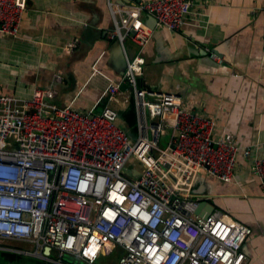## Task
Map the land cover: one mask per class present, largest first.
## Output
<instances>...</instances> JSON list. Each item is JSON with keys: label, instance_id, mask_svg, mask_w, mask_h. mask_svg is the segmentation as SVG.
<instances>
[{"label": "built area", "instance_id": "built-area-1", "mask_svg": "<svg viewBox=\"0 0 264 264\" xmlns=\"http://www.w3.org/2000/svg\"><path fill=\"white\" fill-rule=\"evenodd\" d=\"M26 3L0 0V34L18 35ZM107 6L108 36L121 44L126 66L101 112L50 103L51 88H34L29 97L0 94V252L48 264H69V254L97 264L120 247L118 264H245L250 226L216 208L201 217L195 210L206 199L193 195L201 172L233 181L235 137L227 130L216 136L215 118L187 109L179 94L150 91L138 81L155 29L179 31L193 1L107 0ZM143 15L154 16L155 28ZM209 57L223 63L213 52ZM124 83L137 113L133 138L111 106L120 102ZM251 162L264 180V155L256 152Z\"/></svg>", "mask_w": 264, "mask_h": 264}, {"label": "crops", "instance_id": "crops-1", "mask_svg": "<svg viewBox=\"0 0 264 264\" xmlns=\"http://www.w3.org/2000/svg\"><path fill=\"white\" fill-rule=\"evenodd\" d=\"M192 1L191 18L179 31L155 29L143 51L139 85L179 94L187 109L215 118L216 136L223 130L233 134L240 146L233 181L201 172L193 195L250 226L242 246L245 264H261L264 180L254 173L251 157L264 155V0ZM141 19L153 25L150 17ZM112 25L107 0H27L18 35L0 34V94L29 97L34 88H51L50 103L101 112L108 87L126 63L121 44L108 36ZM126 45L133 55L134 45ZM210 52L223 63L211 59ZM119 97L112 104L117 121L131 127L135 137L133 94L121 89Z\"/></svg>", "mask_w": 264, "mask_h": 264}, {"label": "rangeland", "instance_id": "rangeland-1", "mask_svg": "<svg viewBox=\"0 0 264 264\" xmlns=\"http://www.w3.org/2000/svg\"><path fill=\"white\" fill-rule=\"evenodd\" d=\"M120 98V97H119ZM113 104V103H112ZM111 104V106H112ZM118 125L120 123V120L117 121ZM121 128H123L128 135L133 138L132 134L130 133L131 131V127L125 126L123 124L119 125ZM132 162L135 163L136 166L139 167V162L136 160H132ZM22 247H28V245H25L23 243H21ZM34 250V249H33ZM123 250L120 247H117L112 253L108 254V255H102L98 260H97V264H118V260L120 258V256L122 255ZM52 255L55 256L56 252L55 250L52 251ZM28 257H32L34 259H37V257L35 256H28ZM3 259H5L3 257ZM38 260V259H37ZM64 261L69 263V264H85L84 261L77 259L75 257H73L72 255L66 254L64 256Z\"/></svg>", "mask_w": 264, "mask_h": 264}, {"label": "trees", "instance_id": "trees-1", "mask_svg": "<svg viewBox=\"0 0 264 264\" xmlns=\"http://www.w3.org/2000/svg\"><path fill=\"white\" fill-rule=\"evenodd\" d=\"M3 257L5 259H3ZM0 264H48L32 257L23 256L10 252H0Z\"/></svg>", "mask_w": 264, "mask_h": 264}, {"label": "water", "instance_id": "water-1", "mask_svg": "<svg viewBox=\"0 0 264 264\" xmlns=\"http://www.w3.org/2000/svg\"><path fill=\"white\" fill-rule=\"evenodd\" d=\"M152 19L153 25L151 26L152 28H155V18L154 16L150 17ZM126 66V63H125ZM128 85L127 83L121 84V89H127ZM216 208V206L208 201V200H202L199 204V206L197 207V209L195 210V213L200 215L201 217H207L209 213H211L214 209ZM47 250H49V248H47Z\"/></svg>", "mask_w": 264, "mask_h": 264}]
</instances>
